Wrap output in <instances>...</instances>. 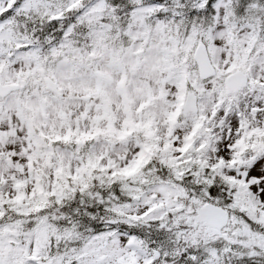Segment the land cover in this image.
<instances>
[{
    "label": "snow or ice",
    "instance_id": "6c2138e0",
    "mask_svg": "<svg viewBox=\"0 0 264 264\" xmlns=\"http://www.w3.org/2000/svg\"><path fill=\"white\" fill-rule=\"evenodd\" d=\"M0 264H264V0H0Z\"/></svg>",
    "mask_w": 264,
    "mask_h": 264
}]
</instances>
